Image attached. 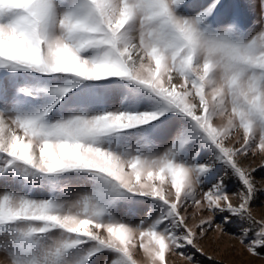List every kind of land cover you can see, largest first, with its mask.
Returning a JSON list of instances; mask_svg holds the SVG:
<instances>
[{
  "label": "snow or ice",
  "instance_id": "6c2138e0",
  "mask_svg": "<svg viewBox=\"0 0 264 264\" xmlns=\"http://www.w3.org/2000/svg\"><path fill=\"white\" fill-rule=\"evenodd\" d=\"M255 6L0 0L9 264L192 261L209 231L232 229L249 255L264 252L256 169L241 164L264 153V23H245ZM222 167L240 184L235 203Z\"/></svg>",
  "mask_w": 264,
  "mask_h": 264
},
{
  "label": "rangeland",
  "instance_id": "374dc122",
  "mask_svg": "<svg viewBox=\"0 0 264 264\" xmlns=\"http://www.w3.org/2000/svg\"><path fill=\"white\" fill-rule=\"evenodd\" d=\"M237 2L246 6L252 0H237ZM254 2L256 5L254 8H245V23L250 28L256 27L258 29L259 24L264 23V19H262L264 17V9H262L260 0H254ZM235 139H237V135L234 134L229 143ZM241 164L250 169H256L253 177L258 189V199L252 205V214L257 220L262 219L264 218V169H261L260 165L264 164V153L249 155L241 160ZM219 174L225 177L229 189V197L234 203L237 202V197L234 193L240 187L239 182L227 168H220ZM188 211L191 215L194 209L189 208ZM207 215H211V213L202 212L195 216L191 222L195 223L202 216ZM217 223H219V220H217ZM234 231L235 229H232L223 234L218 230L209 231L208 235L199 242V247L202 251L190 250V254L193 256L192 261L177 253L169 257V264H264V252L259 256L249 255L245 251L244 245L239 243L238 237L233 235ZM0 257L9 263L3 253H0ZM102 259L103 256L100 257V260ZM97 264H100L99 260Z\"/></svg>",
  "mask_w": 264,
  "mask_h": 264
},
{
  "label": "bare ground",
  "instance_id": "6f19581e",
  "mask_svg": "<svg viewBox=\"0 0 264 264\" xmlns=\"http://www.w3.org/2000/svg\"><path fill=\"white\" fill-rule=\"evenodd\" d=\"M0 261H2V264H9L8 262L4 261V259H2L1 257H0Z\"/></svg>",
  "mask_w": 264,
  "mask_h": 264
}]
</instances>
